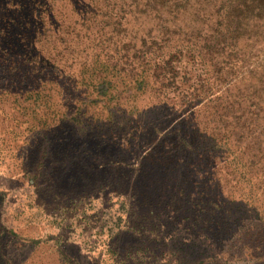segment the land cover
Masks as SVG:
<instances>
[{"label":"rangeland","instance_id":"rangeland-1","mask_svg":"<svg viewBox=\"0 0 264 264\" xmlns=\"http://www.w3.org/2000/svg\"><path fill=\"white\" fill-rule=\"evenodd\" d=\"M151 16L123 0H0V264H264V132L235 158L203 150L177 111L185 84L153 67L136 87ZM70 68L123 81L113 115L84 87L70 91L80 124L57 112L68 91L47 94ZM41 71L54 76L13 103V75Z\"/></svg>","mask_w":264,"mask_h":264},{"label":"trees","instance_id":"trees-1","mask_svg":"<svg viewBox=\"0 0 264 264\" xmlns=\"http://www.w3.org/2000/svg\"><path fill=\"white\" fill-rule=\"evenodd\" d=\"M123 2L143 19L149 14L154 18V25L146 28L142 36L146 44L142 58L131 69L136 87L148 85L153 67L172 74L167 78L169 84L175 83L179 88L186 85V92L178 93L175 103L186 125L198 135L200 148L207 151L224 147L235 158L248 132H264V0ZM1 64L7 62L1 60ZM8 64L18 70L15 61ZM80 72L70 68L66 81L49 89V98L56 88L68 91L62 111L57 112L64 118L73 115V121L80 124L85 115L81 109L74 111L75 98L70 91L84 87L90 88L88 96L105 98L98 107L99 113L113 115L123 81H111L94 70ZM49 76L54 74L41 71L35 82V77L29 82L13 75V103L22 94L39 92V84ZM23 88L22 94L16 93ZM65 220L60 216L53 218V223L61 226Z\"/></svg>","mask_w":264,"mask_h":264}]
</instances>
